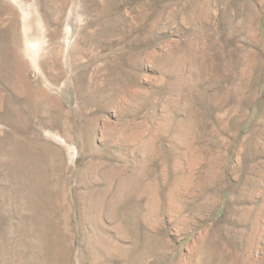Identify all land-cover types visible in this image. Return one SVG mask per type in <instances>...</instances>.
<instances>
[{
	"label": "rangeland",
	"instance_id": "obj_1",
	"mask_svg": "<svg viewBox=\"0 0 264 264\" xmlns=\"http://www.w3.org/2000/svg\"><path fill=\"white\" fill-rule=\"evenodd\" d=\"M0 264H264V0H0Z\"/></svg>",
	"mask_w": 264,
	"mask_h": 264
}]
</instances>
